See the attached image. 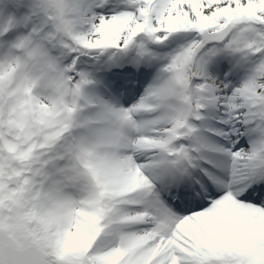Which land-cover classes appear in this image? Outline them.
Here are the masks:
<instances>
[{"label":"snow or ice","instance_id":"snow-or-ice-1","mask_svg":"<svg viewBox=\"0 0 264 264\" xmlns=\"http://www.w3.org/2000/svg\"><path fill=\"white\" fill-rule=\"evenodd\" d=\"M0 264H264V0H0Z\"/></svg>","mask_w":264,"mask_h":264}]
</instances>
